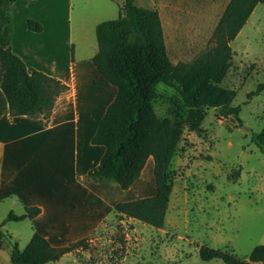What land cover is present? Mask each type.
Masks as SVG:
<instances>
[{
  "label": "rangeland",
  "instance_id": "1",
  "mask_svg": "<svg viewBox=\"0 0 264 264\" xmlns=\"http://www.w3.org/2000/svg\"><path fill=\"white\" fill-rule=\"evenodd\" d=\"M123 2L19 0L9 8L5 37L23 59L34 60L41 71L63 74L70 81L67 74L73 63L92 64L98 51L97 24L118 18ZM135 4L159 11L169 55L177 64L202 56L213 46V32L227 0H135ZM29 19L41 22L45 30L31 31ZM231 47L233 63L220 86L235 90L232 103L242 106V121L220 116L211 107L185 112L182 140L170 166L174 183L164 226L155 228L119 216L112 208L102 225L85 237L84 248L47 264H226L221 259L203 260L201 246L228 247L249 259L257 246L264 245V153L253 140L264 127V92L248 98L264 82L263 4L256 6ZM6 60V51L0 46V104ZM79 86L82 100H89L93 95L87 86ZM175 97L171 88L158 86L153 108L160 119L173 117L171 101ZM46 166L53 169L51 163ZM47 171L39 170L45 180ZM53 171L57 177L63 176ZM108 182L111 184L104 186L108 195L121 198L124 192L117 183ZM143 182L155 186L150 172ZM11 211L23 214L25 203L17 194L2 197L1 191L0 223ZM0 229L6 234L0 242V264H12L13 242L24 249L35 226L32 219H25L8 221Z\"/></svg>",
  "mask_w": 264,
  "mask_h": 264
},
{
  "label": "trees",
  "instance_id": "2",
  "mask_svg": "<svg viewBox=\"0 0 264 264\" xmlns=\"http://www.w3.org/2000/svg\"><path fill=\"white\" fill-rule=\"evenodd\" d=\"M19 0H0V46L5 49L1 89L10 114L42 115L49 120L55 103L70 85L35 68L13 51L5 35L10 24L9 8ZM258 4L264 0H230L213 32L214 44L189 62L173 63L168 52L161 15L157 9L141 7L135 0H124L119 17L96 26L98 51L92 62L99 73L117 88V95L107 107L91 142L105 151L89 175L100 182L113 181L122 190L129 189L141 176L148 160L153 159L156 192L152 196L119 202L117 215L132 218L155 228H162L170 206L174 178L170 172L184 132V114L188 109L215 108L220 116L241 122V105H233L236 92L220 86L233 63L231 42L247 23ZM28 28L40 33L41 22L27 21ZM160 84L175 92L171 101L173 117L160 119L153 102ZM264 92V82L248 98ZM253 140L264 153V127ZM240 175V171L238 172ZM42 212L39 206L25 208L23 214L11 211L0 223L34 219ZM6 234L0 229V242ZM11 238L10 236H8ZM85 238L54 246L44 235L35 232L22 249L13 242L12 264H47L84 248ZM203 260L221 259L226 264L264 263V245L257 246L249 259L234 250L202 245Z\"/></svg>",
  "mask_w": 264,
  "mask_h": 264
},
{
  "label": "crops",
  "instance_id": "3",
  "mask_svg": "<svg viewBox=\"0 0 264 264\" xmlns=\"http://www.w3.org/2000/svg\"><path fill=\"white\" fill-rule=\"evenodd\" d=\"M23 60L28 68L41 71L34 60ZM90 62L92 64L73 63L67 74L70 81L63 74L44 71L70 85V89L58 97L49 120L42 115L12 116L1 89L0 193L2 191V197L17 194L25 208L41 207L42 212L32 222L36 232L54 246H65L92 234L117 203L156 192L154 185L149 187L143 182L147 172L154 180L152 158L129 189L119 187L124 192L121 198L108 195L104 186L110 182H98L89 175L105 151L103 146L93 145L91 139L117 95V88L99 73L92 58ZM81 84L93 95L89 100H82ZM49 163L63 176L57 177V173L46 166ZM41 169L48 170L47 180L39 175ZM112 188L120 191L114 184Z\"/></svg>",
  "mask_w": 264,
  "mask_h": 264
},
{
  "label": "water",
  "instance_id": "4",
  "mask_svg": "<svg viewBox=\"0 0 264 264\" xmlns=\"http://www.w3.org/2000/svg\"><path fill=\"white\" fill-rule=\"evenodd\" d=\"M231 120H232V121H234V122L236 121V119H235V118H231Z\"/></svg>",
  "mask_w": 264,
  "mask_h": 264
}]
</instances>
